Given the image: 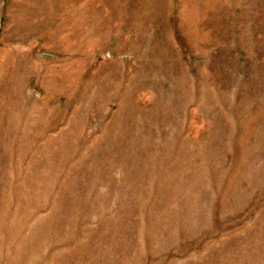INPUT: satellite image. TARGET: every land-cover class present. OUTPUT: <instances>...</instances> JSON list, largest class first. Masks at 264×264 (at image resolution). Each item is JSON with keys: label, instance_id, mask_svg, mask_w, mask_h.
<instances>
[{"label": "rangeland", "instance_id": "1", "mask_svg": "<svg viewBox=\"0 0 264 264\" xmlns=\"http://www.w3.org/2000/svg\"><path fill=\"white\" fill-rule=\"evenodd\" d=\"M0 264H264V0H0Z\"/></svg>", "mask_w": 264, "mask_h": 264}]
</instances>
